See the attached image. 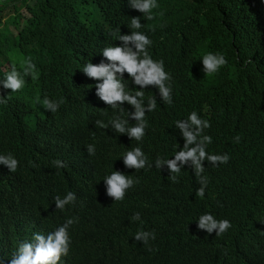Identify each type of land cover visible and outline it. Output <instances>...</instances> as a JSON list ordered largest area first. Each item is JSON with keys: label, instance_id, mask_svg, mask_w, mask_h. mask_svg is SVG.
<instances>
[{"label": "trees", "instance_id": "trees-1", "mask_svg": "<svg viewBox=\"0 0 264 264\" xmlns=\"http://www.w3.org/2000/svg\"><path fill=\"white\" fill-rule=\"evenodd\" d=\"M157 3L154 19L146 20L128 0H0V77L26 57L39 72L36 80L26 77L20 92L0 87L8 98L0 104V154L19 161L15 173L0 164V232L28 225L47 234L78 217L62 264H264V0ZM132 16H140V31L153 41L150 54L172 76V105L156 88L143 89L146 98L156 96L157 108L146 113L149 127L139 146L151 161L172 158L183 146L174 122L193 110L208 119L207 151L230 159L216 167L204 161L203 198L195 195L200 185L187 165L179 183L166 167L128 169L121 156L138 142L95 127L96 119L127 118L132 109L125 103L113 113L81 69L104 60V47L121 44L113 33L130 34ZM208 52L228 60L216 74L203 71L200 59ZM124 79L128 91L140 90L127 73ZM45 96L65 102L51 113L37 101ZM88 144L95 145L94 156ZM56 159L67 167L55 168ZM115 170L139 179L123 201L106 194L103 179ZM68 191L75 204L55 209L54 197ZM137 212L141 219L134 221ZM206 212L232 227L219 237L199 230L197 219ZM140 230L156 238L137 242Z\"/></svg>", "mask_w": 264, "mask_h": 264}, {"label": "clouds", "instance_id": "clouds-1", "mask_svg": "<svg viewBox=\"0 0 264 264\" xmlns=\"http://www.w3.org/2000/svg\"><path fill=\"white\" fill-rule=\"evenodd\" d=\"M129 7L142 13L146 20H153V10L159 8L157 0H128ZM130 34H121L117 29L115 40L121 44L104 47L101 50L104 60L99 63L87 62L82 70V77L86 80L96 81V96L110 108L113 113L123 111V105L127 103L131 106L127 118L121 115H114L105 122L103 119L94 121L95 127L109 129L116 134H127L130 140L138 142V146L131 148L123 154V164L128 169L139 172L142 169L168 171L169 179L172 183H179L181 170L187 165L192 169L200 187L196 189L195 195L203 198L209 179L204 175L207 161L213 167L220 164H227L230 156L224 154H210L207 151L208 145L212 143V137L206 134L205 130L211 127L208 119H203L197 111H191L185 119H177L174 127L179 130L183 138V146L174 152L172 158L157 156L154 161L149 159L142 147L149 122L146 113L154 112L157 108L156 96L145 97L143 89L152 86L158 90L160 100L165 105H172V76L165 70L162 59H153L149 48L153 41L143 31L140 16H132L130 24ZM154 31V29H151ZM105 60L107 62H105ZM201 62L205 75L216 74L222 67L228 64V60L222 53L208 52L202 55ZM127 73L133 85L140 89L135 92L128 91V86L124 83V75ZM26 77L36 80L39 72L31 57L14 62L9 71L0 77V87L3 90H11L10 93L20 92L26 83ZM37 101L42 104L46 111L56 113L65 102L63 99L53 100L45 96L42 100L37 97ZM7 95L0 94V104H7ZM102 116H107V112H102ZM130 119L134 121L130 125ZM240 136L235 137V142H240ZM86 150L90 156L96 154L94 144L86 145ZM53 166L57 169L66 168V162L56 159ZM0 164L7 167L9 172L15 173L19 167L18 159L11 153L0 154ZM106 186V194L113 201H123L127 191L139 183V179H134L125 173L115 170L106 175L103 179ZM76 194L68 191L63 198L59 195L54 197L55 209L64 211L66 206L75 204ZM78 217H69L65 222L45 234L43 230L34 231L32 226L21 225L5 232H0V264H62V257H67L70 251L71 238L70 227L78 222ZM134 221L141 219L140 213H135L132 217ZM197 228L211 235L215 233L217 237L225 234L231 227L228 219H217L211 213H204L197 219ZM137 242L148 245L150 240L156 238L154 232L140 230L134 235ZM150 250V249H149Z\"/></svg>", "mask_w": 264, "mask_h": 264}, {"label": "rangeland", "instance_id": "rangeland-1", "mask_svg": "<svg viewBox=\"0 0 264 264\" xmlns=\"http://www.w3.org/2000/svg\"><path fill=\"white\" fill-rule=\"evenodd\" d=\"M4 18H5V16L1 18V22H3ZM8 69H9V65H6V66L2 67L3 71H6Z\"/></svg>", "mask_w": 264, "mask_h": 264}]
</instances>
